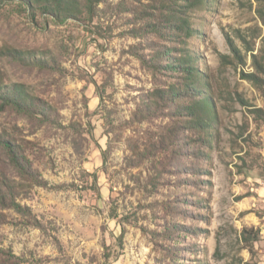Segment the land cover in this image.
<instances>
[{
	"label": "rangeland",
	"instance_id": "374dc122",
	"mask_svg": "<svg viewBox=\"0 0 264 264\" xmlns=\"http://www.w3.org/2000/svg\"><path fill=\"white\" fill-rule=\"evenodd\" d=\"M186 3L107 0L89 19L55 22L0 0L1 74L59 112L55 123L0 112V132L49 184L23 180L0 151V173L32 211L0 209V264H264V0L188 8L185 39L137 21ZM170 46L192 49L209 80V143L175 102L152 109L177 79L141 57ZM7 48L56 68L13 63Z\"/></svg>",
	"mask_w": 264,
	"mask_h": 264
},
{
	"label": "trees",
	"instance_id": "16d2710c",
	"mask_svg": "<svg viewBox=\"0 0 264 264\" xmlns=\"http://www.w3.org/2000/svg\"><path fill=\"white\" fill-rule=\"evenodd\" d=\"M6 1V0H3ZM17 1L21 6L31 12L32 15H47L55 22H66L68 19H89L94 16L100 3L107 0H10ZM186 4H181L178 8L162 10L161 13L152 16L148 12L142 11L141 17L137 21L143 20L146 30L154 31L159 35H164L166 31L176 33L180 39L185 36L191 37L194 31L190 29L189 20L186 18V9L197 7L201 3L208 4V0H186ZM261 1V0H260ZM178 13V14H177ZM186 41V40H185ZM185 46L188 45L184 42ZM2 55L7 56L13 63H19L24 67L40 69H54L55 64L43 58H37L32 54L15 48L2 50ZM141 59L154 70L164 69L168 74L177 79L170 87L158 92V103L152 108L158 109L159 99L168 103L173 101L177 105L179 114L189 117V129L198 130L201 133V140L206 143L212 141L214 124L217 120V109L211 101L212 88L206 74L196 65L198 56L192 49L183 47L176 50L174 46L158 50L151 60L144 57ZM151 65H149V64ZM0 67V112H17L27 117L36 118L45 123H55L58 121L59 112L46 99L30 92L24 83H6L5 77L1 74ZM173 97V99L171 98ZM182 100L181 102H178ZM146 115L150 114L145 110ZM210 129V132L206 131ZM175 135H170L168 139L160 140L154 148L149 147L144 154V158H149L155 154V149L169 147ZM0 151L5 154L8 163L14 168L17 175L31 185L48 187V181L42 174L34 168L30 158L24 153L19 144L13 138L6 137L0 132ZM179 154V152H178ZM138 153L139 160L143 159ZM161 166V164H160ZM165 167H167L165 165ZM161 171V167L158 168ZM18 187L13 184L8 177L0 173V209L12 208L19 213L31 217L32 211L29 206L23 205L17 200ZM0 213V221L3 220ZM36 221V220H35ZM37 225L40 226L39 222ZM0 247V254L2 253Z\"/></svg>",
	"mask_w": 264,
	"mask_h": 264
}]
</instances>
